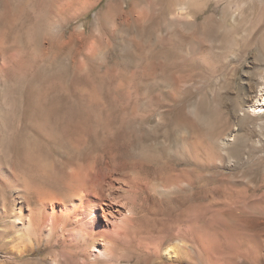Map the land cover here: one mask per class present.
I'll return each mask as SVG.
<instances>
[{
  "label": "rangeland",
  "instance_id": "374dc122",
  "mask_svg": "<svg viewBox=\"0 0 264 264\" xmlns=\"http://www.w3.org/2000/svg\"><path fill=\"white\" fill-rule=\"evenodd\" d=\"M181 3L190 17L176 16ZM190 74L182 95L174 82ZM263 81L264 0H0L2 165L34 187L41 172L77 170L89 142L169 127L183 140L180 168L196 165L197 254L182 264H264V113L245 110ZM193 106L210 117H193ZM219 124L234 134L227 154L214 140ZM11 190L0 184V200ZM91 212L82 225L112 231L119 217ZM129 245H118L122 263ZM43 248L22 262L40 264Z\"/></svg>",
  "mask_w": 264,
  "mask_h": 264
},
{
  "label": "bare ground",
  "instance_id": "6f19581e",
  "mask_svg": "<svg viewBox=\"0 0 264 264\" xmlns=\"http://www.w3.org/2000/svg\"><path fill=\"white\" fill-rule=\"evenodd\" d=\"M175 14L190 17L186 3L179 4ZM192 81L191 74L184 75L174 85L183 87L181 94L188 95L185 87ZM260 93L261 99L245 110L264 113V81ZM190 111L198 120L210 117L195 106ZM222 126L217 125L214 140L227 154L234 134L223 132ZM142 131L128 126L125 133L130 136L119 145L103 139L89 142L87 159L77 170L41 172L34 187L16 185L15 171L0 162V184L15 187L9 198L3 194L0 200L4 206L9 202L7 213L0 209L6 228L0 234L4 256L0 264H36L32 259L22 260L41 246L47 253L37 260L40 264H182L185 258H194L197 194L188 176L194 177L196 165L183 163L187 173L180 168L183 140L174 130L155 126L148 137L141 135ZM149 148L157 152L156 157L145 155ZM186 186L189 192L195 190L192 195ZM88 209L92 216H96L95 210L102 217L108 216L109 210L116 213L119 217L113 230L102 229L98 223L82 225L81 215ZM124 243H129L133 252L122 263L125 252L118 245Z\"/></svg>",
  "mask_w": 264,
  "mask_h": 264
}]
</instances>
